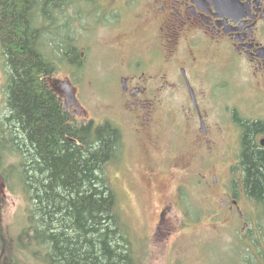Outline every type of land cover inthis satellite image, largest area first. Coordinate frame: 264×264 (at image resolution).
Instances as JSON below:
<instances>
[{
    "label": "flooded vegetation",
    "instance_id": "af4514ba",
    "mask_svg": "<svg viewBox=\"0 0 264 264\" xmlns=\"http://www.w3.org/2000/svg\"><path fill=\"white\" fill-rule=\"evenodd\" d=\"M99 6L94 23L117 34L112 45L105 44L113 62L105 65L103 83L113 98L111 120L123 132L122 155L134 151V134L149 154L157 132L168 133L169 156L192 152L159 207L154 230L190 178L213 207L246 230L248 210L252 215L260 207L244 181L243 138L258 123L252 142L264 148V0H103ZM84 55L79 51L82 63ZM48 83L70 121H89L75 82L60 84L49 76ZM145 178L151 184L157 174Z\"/></svg>",
    "mask_w": 264,
    "mask_h": 264
},
{
    "label": "trees",
    "instance_id": "16d2710c",
    "mask_svg": "<svg viewBox=\"0 0 264 264\" xmlns=\"http://www.w3.org/2000/svg\"><path fill=\"white\" fill-rule=\"evenodd\" d=\"M62 2L0 0L7 110L0 119V177L10 191L18 184L28 200L26 224L12 238L7 263L28 255L44 264H141L106 171L121 154V130L107 119L70 121L48 83L55 54L47 56L44 45L52 43L62 62L82 63L69 35L51 38L59 26L56 16L66 34L72 27ZM44 33H51L50 39L42 38ZM258 127L252 124L244 134L243 163L247 192L260 202V219L264 148L252 142ZM12 155L16 161L6 164ZM244 263L251 264L247 258Z\"/></svg>",
    "mask_w": 264,
    "mask_h": 264
},
{
    "label": "rangeland",
    "instance_id": "374dc122",
    "mask_svg": "<svg viewBox=\"0 0 264 264\" xmlns=\"http://www.w3.org/2000/svg\"><path fill=\"white\" fill-rule=\"evenodd\" d=\"M93 2L94 5L89 0H63L62 6L66 5L63 9L72 27L70 33L66 34L65 27H61L63 19L57 18L59 26L51 37L52 41H57L63 35L76 38L77 47L85 54L84 62L78 69L66 61L62 62L64 60H61L52 43L43 47L47 56L55 54L52 59L55 64L52 80L60 84L69 79L75 82L72 85L80 107L95 122H100L114 108L111 92L104 86L103 80L105 65L113 62L110 56L112 52L106 50L105 44L112 45L117 34H108L101 23L100 26L94 23L100 19L102 9L99 4L102 6L103 0ZM70 3L72 6L69 8ZM50 35L44 33L42 38L50 39ZM3 68L0 56V119L6 111ZM228 79L234 80L229 75ZM166 135L168 133H155L153 140L156 143H150L151 151L147 154L139 148V136L134 134L130 142L133 146L129 147L135 148L134 151L130 150L128 155L127 151L126 154L123 152L106 166L109 182L117 194L121 218L129 230L141 264H245V258L251 264H264V218L258 219L259 211L250 215L248 210L247 227L242 231V223L213 207L210 199L206 198V191L196 188L191 178L180 200L174 198L172 204L165 205L160 226L154 230L160 205L168 200V192L176 184V177L179 178L184 166L191 161L192 155L189 152L186 156H169L165 147ZM124 136L128 149L130 138L125 132ZM170 138L177 141L173 136ZM152 159L158 161L157 166L161 163L162 168L153 167L156 162ZM14 161L16 159L12 155L6 164H13ZM151 162H154L152 166ZM150 171L157 174V181L148 184L145 174ZM11 185L14 188L12 191L0 183L3 199L0 206V264H8L12 238L26 224L28 200L18 184L13 182ZM16 259L20 260V257ZM17 264L44 263L24 255Z\"/></svg>",
    "mask_w": 264,
    "mask_h": 264
},
{
    "label": "bare ground",
    "instance_id": "6f19581e",
    "mask_svg": "<svg viewBox=\"0 0 264 264\" xmlns=\"http://www.w3.org/2000/svg\"><path fill=\"white\" fill-rule=\"evenodd\" d=\"M3 51V50H2ZM7 111V110H6ZM28 204V203H27Z\"/></svg>",
    "mask_w": 264,
    "mask_h": 264
}]
</instances>
